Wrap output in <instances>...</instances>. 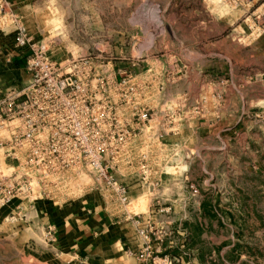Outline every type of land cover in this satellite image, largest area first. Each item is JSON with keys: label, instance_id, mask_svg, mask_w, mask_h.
<instances>
[{"label": "rangeland", "instance_id": "obj_1", "mask_svg": "<svg viewBox=\"0 0 264 264\" xmlns=\"http://www.w3.org/2000/svg\"><path fill=\"white\" fill-rule=\"evenodd\" d=\"M0 40L26 73L0 87L9 264L80 202L139 264H264V0H0Z\"/></svg>", "mask_w": 264, "mask_h": 264}, {"label": "crops", "instance_id": "obj_2", "mask_svg": "<svg viewBox=\"0 0 264 264\" xmlns=\"http://www.w3.org/2000/svg\"><path fill=\"white\" fill-rule=\"evenodd\" d=\"M2 50L0 40V62L10 58L8 66L0 67V87L5 73L13 76L15 82L26 76L24 57L13 53L9 57V53ZM38 217L39 222L51 230L54 240H43L32 247H26L22 240L16 247L18 264H139L138 255L145 241L137 234L131 220L99 202L66 205L51 215ZM7 233L0 235V264H9ZM150 243L157 248V243L152 240ZM160 248L165 252L164 246Z\"/></svg>", "mask_w": 264, "mask_h": 264}, {"label": "built area", "instance_id": "obj_3", "mask_svg": "<svg viewBox=\"0 0 264 264\" xmlns=\"http://www.w3.org/2000/svg\"><path fill=\"white\" fill-rule=\"evenodd\" d=\"M23 45H24L23 41H18V46L22 47ZM21 123H23V122L21 121ZM22 131H23V130H22ZM19 132H20V130L17 129L16 134L13 135V138H14V139L22 138L23 135L20 134ZM29 137H30V135H26L25 137H23V139H24V138H29ZM141 234H143V233H141ZM47 235H48V240H49V241H53V240H54L51 230L48 231ZM140 258L143 259L142 257H140Z\"/></svg>", "mask_w": 264, "mask_h": 264}]
</instances>
